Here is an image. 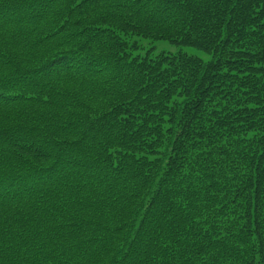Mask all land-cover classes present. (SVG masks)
Wrapping results in <instances>:
<instances>
[{"label": "trees", "instance_id": "trees-1", "mask_svg": "<svg viewBox=\"0 0 264 264\" xmlns=\"http://www.w3.org/2000/svg\"><path fill=\"white\" fill-rule=\"evenodd\" d=\"M0 264H264V0H0Z\"/></svg>", "mask_w": 264, "mask_h": 264}, {"label": "rangeland", "instance_id": "rangeland-1", "mask_svg": "<svg viewBox=\"0 0 264 264\" xmlns=\"http://www.w3.org/2000/svg\"><path fill=\"white\" fill-rule=\"evenodd\" d=\"M135 41L140 46V50L138 51L139 55H144L146 52H150L154 55L159 53L176 54L182 52L190 56L198 57L204 61L209 60V55L194 48L178 47L166 41H149L142 39H136Z\"/></svg>", "mask_w": 264, "mask_h": 264}]
</instances>
